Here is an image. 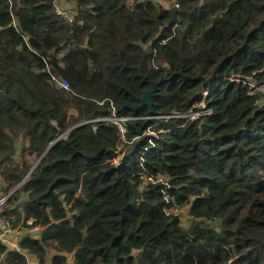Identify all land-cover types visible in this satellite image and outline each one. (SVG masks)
<instances>
[{
	"label": "trees",
	"instance_id": "trees-1",
	"mask_svg": "<svg viewBox=\"0 0 264 264\" xmlns=\"http://www.w3.org/2000/svg\"><path fill=\"white\" fill-rule=\"evenodd\" d=\"M55 2L0 0V264H264V0Z\"/></svg>",
	"mask_w": 264,
	"mask_h": 264
},
{
	"label": "built area",
	"instance_id": "built-area-1",
	"mask_svg": "<svg viewBox=\"0 0 264 264\" xmlns=\"http://www.w3.org/2000/svg\"><path fill=\"white\" fill-rule=\"evenodd\" d=\"M55 10L58 15H61L69 22H72V17L74 13L72 12V9L70 7L64 8V9L59 8V6H57V3L55 2ZM52 81L64 89L69 88V86L65 82L61 81L60 79L53 78ZM106 121L115 125L119 129L120 133H122L123 135L126 133L125 127H126L127 119L118 118L115 114V111H113L112 117L107 119ZM13 230L14 229L12 228L9 222L3 220V225L0 223V245H5V246L10 245L7 234L12 233ZM14 249L16 250L18 249V247H14Z\"/></svg>",
	"mask_w": 264,
	"mask_h": 264
},
{
	"label": "rangeland",
	"instance_id": "rangeland-1",
	"mask_svg": "<svg viewBox=\"0 0 264 264\" xmlns=\"http://www.w3.org/2000/svg\"><path fill=\"white\" fill-rule=\"evenodd\" d=\"M57 6H59V8H61V4L60 1H57ZM255 94L261 93L264 94V86L261 87H256V89L254 90ZM192 119H194L195 117L198 116V114H191L190 115ZM148 135H152L150 133H148ZM156 136V135H153ZM117 162V161H116ZM159 183L160 184H168V179L164 178V177H160L159 178ZM1 188H0V212H1V207H3L4 203L6 202V200L9 198V196H7V194L2 193V188L3 185L0 184ZM5 199V200H3ZM172 213L176 216H178L180 218L181 221V225L183 228L188 229L192 222L193 219L191 218L190 214H189V206H184L181 208H173V210H171ZM0 223L3 225V219L0 218Z\"/></svg>",
	"mask_w": 264,
	"mask_h": 264
},
{
	"label": "crops",
	"instance_id": "crops-1",
	"mask_svg": "<svg viewBox=\"0 0 264 264\" xmlns=\"http://www.w3.org/2000/svg\"><path fill=\"white\" fill-rule=\"evenodd\" d=\"M58 0H56L57 3ZM60 4L62 5L61 8H71V4H70V0H59ZM40 232L41 229L37 228L34 230H13L12 233L7 234L8 236V240L10 242V245L8 246L11 250H15L14 247H18L19 246V242L20 240L26 236V235H30L32 237H39L40 236ZM18 250V249H16ZM54 256V253L51 254L50 256V260L51 258ZM31 264H37V259L33 256V257H29Z\"/></svg>",
	"mask_w": 264,
	"mask_h": 264
},
{
	"label": "water",
	"instance_id": "water-1",
	"mask_svg": "<svg viewBox=\"0 0 264 264\" xmlns=\"http://www.w3.org/2000/svg\"><path fill=\"white\" fill-rule=\"evenodd\" d=\"M157 89H158V84L154 83L152 86V89L144 96L143 99H141L140 107L148 106V107L152 108V106H153L152 99H153L154 95L156 94ZM153 116H154V113H153V111H151L149 113V117L151 118Z\"/></svg>",
	"mask_w": 264,
	"mask_h": 264
}]
</instances>
